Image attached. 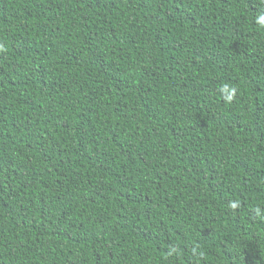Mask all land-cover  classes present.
Masks as SVG:
<instances>
[{"label":"trees","instance_id":"1","mask_svg":"<svg viewBox=\"0 0 264 264\" xmlns=\"http://www.w3.org/2000/svg\"><path fill=\"white\" fill-rule=\"evenodd\" d=\"M0 264H264V0H0Z\"/></svg>","mask_w":264,"mask_h":264}]
</instances>
